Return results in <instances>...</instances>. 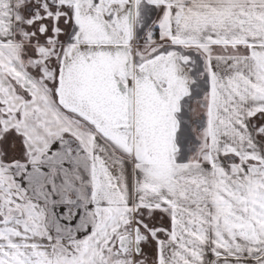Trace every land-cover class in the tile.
I'll list each match as a JSON object with an SVG mask.
<instances>
[{"label": "snow or ice", "instance_id": "6c2138e0", "mask_svg": "<svg viewBox=\"0 0 264 264\" xmlns=\"http://www.w3.org/2000/svg\"><path fill=\"white\" fill-rule=\"evenodd\" d=\"M0 264H264V0H0Z\"/></svg>", "mask_w": 264, "mask_h": 264}]
</instances>
